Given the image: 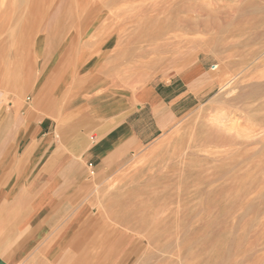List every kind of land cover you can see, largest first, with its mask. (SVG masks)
<instances>
[{
	"label": "rangeland",
	"instance_id": "1",
	"mask_svg": "<svg viewBox=\"0 0 264 264\" xmlns=\"http://www.w3.org/2000/svg\"><path fill=\"white\" fill-rule=\"evenodd\" d=\"M59 57L130 95L204 74L176 87L166 131L101 180L87 172L90 264H264V0H0L5 107Z\"/></svg>",
	"mask_w": 264,
	"mask_h": 264
},
{
	"label": "crops",
	"instance_id": "2",
	"mask_svg": "<svg viewBox=\"0 0 264 264\" xmlns=\"http://www.w3.org/2000/svg\"><path fill=\"white\" fill-rule=\"evenodd\" d=\"M59 59L50 78L54 59L43 65L49 74L29 103L8 109L0 101V264H84L87 172L101 180L166 131L176 87L187 93L204 75L193 65L178 85L172 78L130 95L110 85L99 64L80 76L86 65L75 59L66 70L67 56L60 66ZM83 78L90 82H76Z\"/></svg>",
	"mask_w": 264,
	"mask_h": 264
},
{
	"label": "bare ground",
	"instance_id": "3",
	"mask_svg": "<svg viewBox=\"0 0 264 264\" xmlns=\"http://www.w3.org/2000/svg\"><path fill=\"white\" fill-rule=\"evenodd\" d=\"M72 215V214H71ZM70 215V216H71ZM117 229V228H116ZM115 229V230H116ZM115 230H114V233H115ZM122 230V229H121ZM118 231V230H117ZM117 231H116V233H115V235L116 234H118L117 233ZM113 234V233H112ZM119 234H120V231H119ZM113 235H110V237H112ZM119 236V235H118ZM121 236H122V233H121ZM126 237V236H125ZM125 237H124V239H125ZM116 238H117V235H116ZM109 239V238H108ZM119 239H120V237H119ZM122 240V239H121ZM113 242H114V240H112ZM118 241V240H117ZM108 242V241H107ZM107 242H105L106 244H107ZM111 242V241H110ZM105 244V245H106ZM119 244V243H118ZM105 245H103V246H105ZM111 245V244H110ZM102 246V247H103ZM110 247V246H109ZM111 248V247H110ZM117 248V247H116ZM120 249V248H119ZM101 250V249H100ZM109 250V249H108ZM119 251V250H118ZM117 251V252H118ZM101 252V251H100ZM105 252H107V251H105ZM108 253V252H107ZM112 253V252H111ZM108 254H110V252L108 253ZM98 256V255H97ZM103 256V255H102ZM111 256V255H110ZM89 257V249H88V246H87V249L80 255V262H82V263H84V264H88L89 263V261L91 260L92 261V259H90V258H88ZM103 260V259H102ZM105 264H106V261L104 262Z\"/></svg>",
	"mask_w": 264,
	"mask_h": 264
}]
</instances>
